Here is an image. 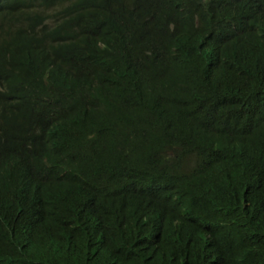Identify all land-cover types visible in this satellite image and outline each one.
<instances>
[{"label": "trees", "instance_id": "obj_1", "mask_svg": "<svg viewBox=\"0 0 264 264\" xmlns=\"http://www.w3.org/2000/svg\"><path fill=\"white\" fill-rule=\"evenodd\" d=\"M0 264H264V0H0Z\"/></svg>", "mask_w": 264, "mask_h": 264}]
</instances>
